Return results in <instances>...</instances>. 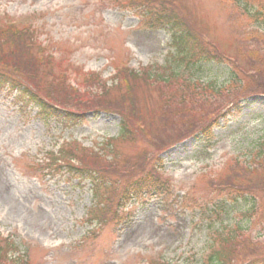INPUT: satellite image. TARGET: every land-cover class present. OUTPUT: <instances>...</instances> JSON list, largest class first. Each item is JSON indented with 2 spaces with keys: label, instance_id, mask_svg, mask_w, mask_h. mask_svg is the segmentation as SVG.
Listing matches in <instances>:
<instances>
[{
  "label": "rangeland",
  "instance_id": "1",
  "mask_svg": "<svg viewBox=\"0 0 264 264\" xmlns=\"http://www.w3.org/2000/svg\"><path fill=\"white\" fill-rule=\"evenodd\" d=\"M164 1L222 56L224 62L184 75L198 85L224 83L219 96L181 77L157 80L170 32L148 28L139 12L145 0H0V26L32 33L24 57L34 59L25 58L19 71L24 87L52 106L86 114L62 122L0 89L2 253L25 254L30 264H199L211 233L234 222L249 228V254L264 253V24L242 16L235 0L153 5ZM130 69L143 72L108 89L98 81L109 87ZM121 121L132 129L125 139L118 137ZM211 121L208 139L189 138L195 125ZM71 165L93 170L103 184L95 191ZM149 174L170 191L150 194L145 184L120 201L128 181L146 182ZM237 192L257 202L250 223L244 200L209 218L215 201ZM98 202L107 217L122 207L107 223L89 224L87 210Z\"/></svg>",
  "mask_w": 264,
  "mask_h": 264
},
{
  "label": "trees",
  "instance_id": "2",
  "mask_svg": "<svg viewBox=\"0 0 264 264\" xmlns=\"http://www.w3.org/2000/svg\"><path fill=\"white\" fill-rule=\"evenodd\" d=\"M137 1H131V3H136ZM146 8L139 10L141 16L146 17L144 22L148 28H167L170 32V42L169 50L167 52V57L164 60L163 72L161 75L158 73L157 80H160L166 84L173 82L179 77L184 79V83H190L194 85L191 78H186L184 75L188 74L190 70H194L201 63H222L223 59L221 56L215 52L210 51L202 42L198 39L195 32L186 23V21L175 11L173 12V7L168 1L160 2L157 9L153 5V0H145ZM234 5L238 9L239 13L246 17L249 21L253 22L255 25L264 24V0H235ZM27 28H18L13 26H0V88L2 86L11 83L13 89L18 90L21 93L27 95V97L37 105V107L43 109L45 112H51L49 116H53L60 120H67L71 122H78L81 117H84V113H74L73 111H61L56 107L50 105L45 100H40L38 94L36 95L33 91L24 87L23 82L19 79L20 67H22V62L25 58L29 60L34 59V57H24L26 49H30L33 44L28 40L32 39V33L27 32ZM29 42V43H28ZM25 70V68H24ZM26 70H32L26 69ZM238 76L237 69L233 68L230 71V77L236 80ZM139 77L132 70H123L117 75V83L123 84L129 78ZM23 78V77H21ZM239 80V79H238ZM26 83H28L26 81ZM198 89L203 91L204 94L210 92V94L223 93V88L226 86H218L215 83H205L201 85L196 83ZM26 86V85H25ZM104 88V87H103ZM193 88V87H192ZM106 89V88H104ZM264 90V87H262ZM186 97L195 98L200 100L204 98V95L196 96L190 93H185ZM191 111H198L197 109H192ZM227 112H230L229 110ZM210 112L206 111V116L209 117ZM48 115V114H47ZM222 115V114H221ZM211 118V117H210ZM214 119V118H211ZM202 120V119H200ZM199 120V122H200ZM215 121V120H214ZM214 121L202 125L198 123L195 125L194 130L192 129L188 135L193 136L195 139L202 140L208 139L210 137L209 126L215 124ZM191 128V127H190ZM132 133V129L129 125L124 124L122 121L119 126L118 137L120 139H125ZM73 166V172L77 175H84L91 179V186L94 190H98L99 185L103 184L100 182L98 177H95L96 172L93 170L83 171L77 167ZM161 169L155 165V170ZM88 172V173H87ZM143 176L138 179H132L128 181L122 189L120 201L127 200L130 197L136 196L142 192V188L148 186V193L157 194L158 191L170 190L168 185H164L162 180L159 179L155 174H149L146 182L142 181ZM229 191H233L232 186H228ZM228 198L220 199L215 201L211 207L209 218L216 211H221L225 207L224 205L231 202L230 205L239 207V203L243 200L246 202L247 206L242 210V216L246 222L250 223L252 216L254 215L256 209L258 208L257 202L254 197H249L242 192H237L235 194L227 193ZM119 201V202H120ZM207 206V205H206ZM103 204L98 202L93 204L87 210V222L89 224L103 225L116 216L117 209L122 207L121 203H117L115 209L111 212L109 217L107 214L102 212ZM207 212V211H206ZM223 224V221L220 222ZM249 228L246 226H240V224L234 222V226L227 227V224L217 227L208 238L206 253L199 259V264H264V253L249 254L253 253V249L250 246V241L247 240L246 233ZM0 247V264H30L26 255L18 257H10L7 253H2ZM8 257L9 259H6ZM6 260V261H5Z\"/></svg>",
  "mask_w": 264,
  "mask_h": 264
}]
</instances>
